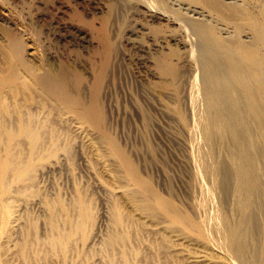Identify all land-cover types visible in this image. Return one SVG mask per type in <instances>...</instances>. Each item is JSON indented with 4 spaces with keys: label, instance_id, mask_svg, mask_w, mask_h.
<instances>
[{
    "label": "rangeland",
    "instance_id": "374dc122",
    "mask_svg": "<svg viewBox=\"0 0 264 264\" xmlns=\"http://www.w3.org/2000/svg\"><path fill=\"white\" fill-rule=\"evenodd\" d=\"M144 2L0 0V264H258L218 245L200 67Z\"/></svg>",
    "mask_w": 264,
    "mask_h": 264
},
{
    "label": "bare ground",
    "instance_id": "6f19581e",
    "mask_svg": "<svg viewBox=\"0 0 264 264\" xmlns=\"http://www.w3.org/2000/svg\"><path fill=\"white\" fill-rule=\"evenodd\" d=\"M144 4L183 30L200 67L195 87L204 109L198 108L203 111V121H198L204 147L212 151V162L209 159L202 171L220 176L215 197L227 205L233 218L229 224L222 212L217 213L221 226L214 234L222 240L218 245L237 257L250 254L254 262L264 264L259 253L264 239V0H146ZM43 81L54 87L49 78ZM213 155H218L217 161ZM243 240L249 242L247 248Z\"/></svg>",
    "mask_w": 264,
    "mask_h": 264
}]
</instances>
